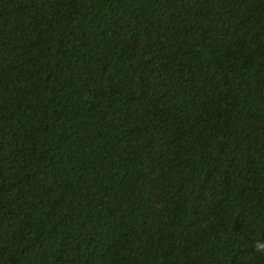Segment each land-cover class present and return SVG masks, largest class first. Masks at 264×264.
Wrapping results in <instances>:
<instances>
[{"label":"trees","instance_id":"1","mask_svg":"<svg viewBox=\"0 0 264 264\" xmlns=\"http://www.w3.org/2000/svg\"><path fill=\"white\" fill-rule=\"evenodd\" d=\"M0 264H264V0H0Z\"/></svg>","mask_w":264,"mask_h":264}]
</instances>
